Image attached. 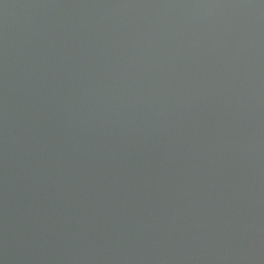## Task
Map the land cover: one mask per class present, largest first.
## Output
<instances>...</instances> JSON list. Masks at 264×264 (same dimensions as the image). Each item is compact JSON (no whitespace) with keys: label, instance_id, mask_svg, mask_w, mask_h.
<instances>
[{"label":"water","instance_id":"obj_1","mask_svg":"<svg viewBox=\"0 0 264 264\" xmlns=\"http://www.w3.org/2000/svg\"><path fill=\"white\" fill-rule=\"evenodd\" d=\"M0 264H264V0H0Z\"/></svg>","mask_w":264,"mask_h":264}]
</instances>
